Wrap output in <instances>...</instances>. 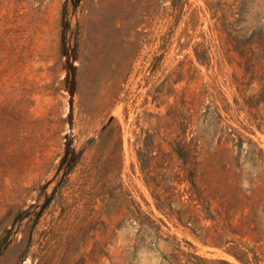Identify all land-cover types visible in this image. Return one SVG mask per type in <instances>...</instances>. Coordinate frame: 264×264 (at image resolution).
<instances>
[{"label":"rangeland","instance_id":"1","mask_svg":"<svg viewBox=\"0 0 264 264\" xmlns=\"http://www.w3.org/2000/svg\"><path fill=\"white\" fill-rule=\"evenodd\" d=\"M0 264H264V0H0Z\"/></svg>","mask_w":264,"mask_h":264}]
</instances>
